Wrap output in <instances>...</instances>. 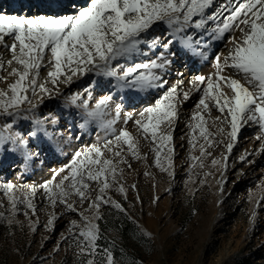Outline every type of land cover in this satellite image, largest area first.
<instances>
[{"label":"snow or ice","instance_id":"1","mask_svg":"<svg viewBox=\"0 0 264 264\" xmlns=\"http://www.w3.org/2000/svg\"><path fill=\"white\" fill-rule=\"evenodd\" d=\"M41 6L47 11L0 10V72L7 66L15 77L0 89V163L11 159L23 172L41 156H55L66 140H83L97 128L104 134L74 151L69 162L41 184L0 182L7 201L0 199V220L12 224L22 214L36 232L40 221L32 216L37 213L36 194L42 191L50 207L63 209L49 215L43 225L46 232L54 234L65 216L75 217L60 233L57 252L68 244L79 264H125L123 249L105 235L112 229L102 227L108 224L105 210L119 221L116 231L131 223L143 236H151L140 228L131 211L135 204L128 201L131 188L136 203H142L136 184L124 182L125 169H132L130 158L148 159L140 153L139 139L129 132V122L153 145V162L146 167L175 180L174 133L180 109L194 93H201L188 125L189 144L195 148L197 139L205 143L199 157H190L185 185H207L211 178L223 191L229 157L246 127L258 129L255 140L264 154V0H40ZM221 43L226 53L215 50ZM4 52L11 58L5 60ZM190 56L211 60L214 72L195 76L183 91V79L169 83V78L176 64ZM42 68L47 69L43 80ZM5 81L0 75V82ZM154 93L159 95L138 118L126 111L134 97ZM213 109L220 114L215 117L216 133L208 130L204 115ZM121 120L124 126L118 127ZM221 144L222 158L212 157L209 149ZM253 155L239 159L252 164ZM208 157L211 168L204 171ZM260 193L253 220L264 211V185ZM159 199L154 197L153 203Z\"/></svg>","mask_w":264,"mask_h":264},{"label":"rangeland","instance_id":"2","mask_svg":"<svg viewBox=\"0 0 264 264\" xmlns=\"http://www.w3.org/2000/svg\"><path fill=\"white\" fill-rule=\"evenodd\" d=\"M4 5L5 2L0 3V10L4 11ZM25 5L26 3H23L18 11L9 13L21 14ZM220 47L221 44L215 50L218 51ZM10 58V54L4 52V59ZM192 58L196 62L201 59ZM203 67L207 69L203 73L206 77L214 72L211 60L205 62ZM10 71L11 68L6 66L5 70L0 72V75L6 77L5 82H0V89H6L8 84L14 82L15 77L8 74ZM199 72L195 76L199 75ZM174 73L170 76L169 83L174 82ZM46 75L47 69L42 68L41 80ZM76 90L78 89H73ZM157 95L159 94L154 93L143 98L142 102L127 107L126 111L132 113L134 118H138L139 111L151 105ZM200 96L201 93L193 94L191 102L187 103L188 106L185 103L180 109V120L174 133L177 175L175 180L156 167H146L153 162V145L139 136L131 122L127 125L129 132L139 139L141 155L148 158L147 161L130 158L132 169H125L124 182L126 185L136 184L142 203H136V192L131 188L128 190V201L135 204V209L131 211L140 228L151 233V236H143L131 223L127 227L124 226L121 231H116L119 228V221L114 222L105 210L108 224L102 223V227L112 229L105 231V235L110 240L115 239L118 248L123 249L121 257L125 264H130L133 259L136 260V264H264V211H259L256 219H252V209L257 207L256 200L261 194L260 187L264 185V162L261 165L241 163L242 165H238L233 171L226 172L227 182L223 191L211 178L207 185L202 186L199 183L185 185L190 157H199L200 145L205 143L203 139H197L195 148L189 144L192 134L188 125L193 123L191 116ZM137 99L134 97L133 102ZM59 102L63 103L62 97ZM51 103L55 104L57 101ZM43 110L47 112L50 109ZM204 115L208 130L216 133L218 122L215 121V117L220 114L213 109L210 115L207 113ZM117 126H124L122 120ZM224 127L227 129V125ZM257 131L255 127H246L241 131L245 133L239 139L237 147L233 149L228 160L229 167L236 166L235 160L239 159L240 155L255 152V155L249 157L253 162L254 158L259 156L257 152L260 145L255 140ZM103 134V131L97 128L85 135L83 140L72 139L70 143L66 140L61 144L62 150L58 149L55 156L48 155L47 159L41 156L33 166L23 172L19 165H15L13 171L7 172L4 164L8 159H5L0 163V182L7 180L16 185L41 184L51 179L56 169L67 164L74 151L95 142L97 136ZM209 150L212 157L218 159L224 153V145ZM212 157L204 161L209 166L204 171L210 170ZM211 170L215 173L216 179H220V173L215 169ZM145 171L151 175L145 176ZM195 171L199 172L200 169L197 168ZM250 193L254 198L250 199ZM112 195L122 201L118 193L114 192ZM157 196L160 199L153 203V198ZM0 199H5L2 193ZM5 203L7 204L6 199ZM35 203L37 213L36 216H32V220L38 217L40 221V227L36 232L31 231L28 217L22 214H18L12 224L0 220V264H79L78 258L68 244L62 245L60 250L56 251L60 233L65 231L67 220L75 217L65 216L57 222V231L54 234L48 233L43 225L49 215L53 212L59 214L63 209L50 207L49 202L44 200L42 191L37 192ZM125 206L128 207V203H125ZM216 211H221L222 218L212 227V218ZM31 215L29 212V216Z\"/></svg>","mask_w":264,"mask_h":264},{"label":"bare ground","instance_id":"3","mask_svg":"<svg viewBox=\"0 0 264 264\" xmlns=\"http://www.w3.org/2000/svg\"><path fill=\"white\" fill-rule=\"evenodd\" d=\"M1 2H5V5H4L5 9H3V10L4 11H7L8 13L11 12V11L12 12L13 11H18V9L20 8V6L23 3H26V5H25L23 11L20 12L21 14H24L25 12L27 14H34L37 11H47V9L45 7H43V6H41L39 8L37 7V5L40 3L37 0H0V3ZM236 35L239 36V33H236ZM228 47L230 48L231 45L229 44ZM227 50L228 49L224 46V43H221V47H220V49L218 51H223V52L226 53ZM197 58H199V57H197ZM205 62H207V61H203L202 59H200L198 62H196V60H193V58L191 56L188 57V58H186V59H184V60L179 61L176 64V66H175V70L174 71H176V72L175 73H174V71L172 72V74L174 73V76H173L174 77V82L173 83H175V82L183 79L184 84L181 86V88H182L183 91H187L188 88L190 87L189 81H191L192 79H194L196 73L198 71H200L198 74L199 75H202L204 72H206L207 69H204V67H203ZM181 73L183 74L182 76H181ZM225 91H229V90L225 89ZM194 94L196 95L197 93H194ZM191 100H192V97H191V99L188 102H191ZM142 101H143V98H138L137 100H135L133 102V105H135L137 103H140ZM188 102H186V105L187 106H188V104H187ZM186 105H185V107H186ZM244 133L245 132H242L239 135V139H241V137L243 136ZM218 138H220L219 135H217V139ZM238 143H239V140H238ZM237 144L235 145L234 149L237 147ZM220 149H222V148L220 147ZM257 153H258L259 156H257V157L254 158V163L253 164L261 165L262 162H264V154H261L260 152H257ZM240 157H241V155H240ZM221 158L222 157L220 155V157L218 159H221ZM230 158H231V156L229 157V159ZM235 162H236V166H230V167L228 166L227 172L228 171L229 172L233 171L238 165L241 164V161L238 158L235 160ZM4 166H5L4 168L6 169L7 172H11V171H13L15 169V167H14L15 165L13 164V162H12L11 159H8V161L5 162ZM263 172H264V169H263ZM221 215H222L221 214V211L220 212L219 211H216L215 212V214L213 215V218H212V225H213L212 227H214L216 225V223L219 220H221V218H222Z\"/></svg>","mask_w":264,"mask_h":264},{"label":"trees","instance_id":"4","mask_svg":"<svg viewBox=\"0 0 264 264\" xmlns=\"http://www.w3.org/2000/svg\"><path fill=\"white\" fill-rule=\"evenodd\" d=\"M130 223H125V227H127Z\"/></svg>","mask_w":264,"mask_h":264}]
</instances>
